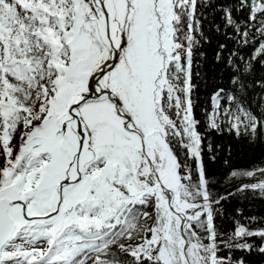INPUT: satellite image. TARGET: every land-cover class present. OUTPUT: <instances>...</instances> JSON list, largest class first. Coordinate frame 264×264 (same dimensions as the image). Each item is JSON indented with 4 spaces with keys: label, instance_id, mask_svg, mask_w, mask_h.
<instances>
[{
    "label": "snow or ice",
    "instance_id": "obj_1",
    "mask_svg": "<svg viewBox=\"0 0 264 264\" xmlns=\"http://www.w3.org/2000/svg\"><path fill=\"white\" fill-rule=\"evenodd\" d=\"M212 34L220 78L201 121ZM224 122L264 142V0H0V264L264 256V217L224 210L264 198V167H206Z\"/></svg>",
    "mask_w": 264,
    "mask_h": 264
},
{
    "label": "trees",
    "instance_id": "obj_2",
    "mask_svg": "<svg viewBox=\"0 0 264 264\" xmlns=\"http://www.w3.org/2000/svg\"><path fill=\"white\" fill-rule=\"evenodd\" d=\"M227 2L228 0H216L217 4H225ZM205 11L210 12L211 9H205ZM220 15L219 12L216 13V21L218 23L220 22ZM222 40V37L212 34V43L205 44L201 49L205 54L203 59L200 60V63L203 65L201 69L203 79L198 81L200 85L196 93L198 106L194 109L197 119L201 121L205 119L203 110L207 109L209 112L211 111V94L216 87V84L213 83V79L219 80L220 78V66L216 64L214 56L217 42ZM229 47H231V43H229ZM205 80L207 83H205ZM221 127L223 130L220 132L215 130L208 131V139L212 143L213 153L216 155V160L212 161L208 159L207 153H205V163L209 175L223 180L231 168L253 170L255 168L264 167V142L250 143L246 138H237L233 131H229L226 122L222 123ZM201 130L203 131V127H201ZM217 145H219V149H217ZM225 159L229 161L227 166L224 164ZM244 182L252 183L255 181L250 178H244ZM216 191L221 194H226L227 191L235 192V185L226 188L218 184ZM237 209H241L245 217H264V198H252L251 194H249L248 199L234 196L230 197L229 201L224 204L226 216L227 214L236 216ZM221 223L224 230L227 231L232 229L230 220L225 219ZM257 243H259V241H257ZM235 255H243L246 259V264H264V256L260 255L258 252H252L251 254L237 252Z\"/></svg>",
    "mask_w": 264,
    "mask_h": 264
},
{
    "label": "rangeland",
    "instance_id": "obj_3",
    "mask_svg": "<svg viewBox=\"0 0 264 264\" xmlns=\"http://www.w3.org/2000/svg\"><path fill=\"white\" fill-rule=\"evenodd\" d=\"M223 120V118H221Z\"/></svg>",
    "mask_w": 264,
    "mask_h": 264
}]
</instances>
